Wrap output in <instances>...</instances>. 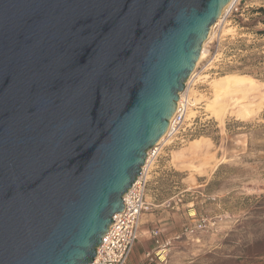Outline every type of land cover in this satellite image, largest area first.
Listing matches in <instances>:
<instances>
[{"label":"water","instance_id":"obj_1","mask_svg":"<svg viewBox=\"0 0 264 264\" xmlns=\"http://www.w3.org/2000/svg\"><path fill=\"white\" fill-rule=\"evenodd\" d=\"M231 0H0V264H91Z\"/></svg>","mask_w":264,"mask_h":264},{"label":"rangeland","instance_id":"obj_2","mask_svg":"<svg viewBox=\"0 0 264 264\" xmlns=\"http://www.w3.org/2000/svg\"><path fill=\"white\" fill-rule=\"evenodd\" d=\"M206 49L180 95L186 131L164 141L148 175L189 189L197 221L155 264H264V0H235Z\"/></svg>","mask_w":264,"mask_h":264},{"label":"built area","instance_id":"obj_3","mask_svg":"<svg viewBox=\"0 0 264 264\" xmlns=\"http://www.w3.org/2000/svg\"><path fill=\"white\" fill-rule=\"evenodd\" d=\"M188 111L189 100L187 97H182L176 107L171 126L169 124L170 132L166 141L186 131L184 126ZM162 148L163 145H159L148 152L147 164L143 167L141 175L123 197L125 211L113 216V225L97 248L96 258L91 264H128L140 238L142 217L151 210V206L147 202L149 169L158 160ZM201 227L202 225L199 224L198 228ZM151 236L155 242L157 253H164L171 247L170 240L161 239L159 230L152 231ZM154 259L153 255L148 254L145 264H153Z\"/></svg>","mask_w":264,"mask_h":264},{"label":"crops","instance_id":"obj_4","mask_svg":"<svg viewBox=\"0 0 264 264\" xmlns=\"http://www.w3.org/2000/svg\"><path fill=\"white\" fill-rule=\"evenodd\" d=\"M155 171L149 184L147 202L151 206L150 212L146 213L141 220L140 238L136 244L128 264H145L148 254L153 255L154 262L158 263L160 257L162 262L166 260L168 252L157 253L153 244L152 231L159 230L162 240H170L171 246L176 244L180 234L187 233L195 221L193 202L186 199L189 189L178 190L177 187L164 186L161 175ZM180 203V205H179Z\"/></svg>","mask_w":264,"mask_h":264},{"label":"bare ground","instance_id":"obj_5","mask_svg":"<svg viewBox=\"0 0 264 264\" xmlns=\"http://www.w3.org/2000/svg\"><path fill=\"white\" fill-rule=\"evenodd\" d=\"M235 0H231L230 1V3L226 6V8L224 9V11H223V13H222V16L220 17V19L221 18H223V16H224V14L226 13V11L228 10V8L233 4V2H234ZM220 19L216 22V24H214L213 26V28H212V31L214 30V28L217 26V24H218V22L220 21ZM212 31H211V33H209V36H208V38H207V40H206V42L204 43V45H203V47H202V52H201V55H200V58H199V60H198V63H197V65L201 62V61H203L206 57H207V49H206V47H207V45H208V43L210 42V40L212 39ZM197 65H196V67H197ZM194 73V72H193ZM193 73H192V75H193ZM192 75H191V77L190 78H192ZM206 77H209V76H206ZM205 77V78H206ZM188 84V82L186 83V85ZM255 86H254V83H252V82H248V83H245V84H238V85H236V86H234L233 87V90H235V91H245V90H251L252 88H254ZM188 90V89H187ZM187 90H186V92H187ZM185 92V93H186ZM182 94V93H181ZM180 94V95H181ZM184 95H182V97H183ZM180 103V98H179V101H178V103H177V106H178V104ZM176 112V111H175ZM174 116H175V114H174ZM174 116H173V118H174ZM172 118V119H173ZM172 119L170 120V126H171V123H172ZM169 130H170V127H169ZM169 130H167V132H166V134L164 135V137L161 139V141H160V145H162L163 143H164V141L166 140V138L168 137V134H169ZM148 158V157H147ZM146 164H147V162H146ZM148 166V165H147ZM147 169H148V167H147Z\"/></svg>","mask_w":264,"mask_h":264},{"label":"trees","instance_id":"obj_6","mask_svg":"<svg viewBox=\"0 0 264 264\" xmlns=\"http://www.w3.org/2000/svg\"><path fill=\"white\" fill-rule=\"evenodd\" d=\"M261 11H263V10H261ZM260 34H262V33H260Z\"/></svg>","mask_w":264,"mask_h":264}]
</instances>
